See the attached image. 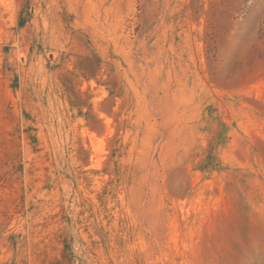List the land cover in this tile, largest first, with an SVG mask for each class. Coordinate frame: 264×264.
Returning <instances> with one entry per match:
<instances>
[{
  "label": "rangeland",
  "instance_id": "1",
  "mask_svg": "<svg viewBox=\"0 0 264 264\" xmlns=\"http://www.w3.org/2000/svg\"><path fill=\"white\" fill-rule=\"evenodd\" d=\"M0 264H264V0H0Z\"/></svg>",
  "mask_w": 264,
  "mask_h": 264
}]
</instances>
